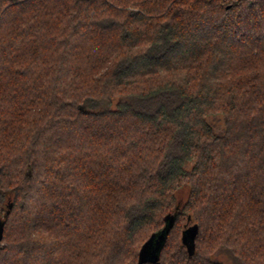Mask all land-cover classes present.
Segmentation results:
<instances>
[{
  "label": "trees",
  "instance_id": "trees-1",
  "mask_svg": "<svg viewBox=\"0 0 264 264\" xmlns=\"http://www.w3.org/2000/svg\"><path fill=\"white\" fill-rule=\"evenodd\" d=\"M0 221V264H264V0H0Z\"/></svg>",
  "mask_w": 264,
  "mask_h": 264
},
{
  "label": "rangeland",
  "instance_id": "rangeland-1",
  "mask_svg": "<svg viewBox=\"0 0 264 264\" xmlns=\"http://www.w3.org/2000/svg\"><path fill=\"white\" fill-rule=\"evenodd\" d=\"M210 122L213 124V126L215 127V130L218 133H222L225 129V124H224V120L221 117H211L210 118Z\"/></svg>",
  "mask_w": 264,
  "mask_h": 264
},
{
  "label": "water",
  "instance_id": "water-1",
  "mask_svg": "<svg viewBox=\"0 0 264 264\" xmlns=\"http://www.w3.org/2000/svg\"><path fill=\"white\" fill-rule=\"evenodd\" d=\"M3 231H4V222L3 221H0V241L3 238ZM161 237H162V235H159V237H157V241H159ZM154 256L157 259V255H154Z\"/></svg>",
  "mask_w": 264,
  "mask_h": 264
}]
</instances>
